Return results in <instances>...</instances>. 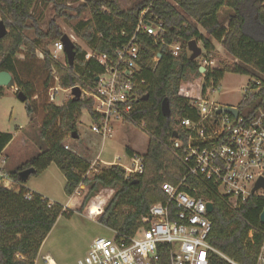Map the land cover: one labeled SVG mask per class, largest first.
<instances>
[{"label": "trees", "instance_id": "16d2710c", "mask_svg": "<svg viewBox=\"0 0 264 264\" xmlns=\"http://www.w3.org/2000/svg\"><path fill=\"white\" fill-rule=\"evenodd\" d=\"M36 2L0 0V21L9 30L0 39V72L10 73L18 91L26 96L24 105L28 117L36 111L34 91L20 74L26 65L25 60H36L38 47L36 42L26 38L27 31L32 32L38 43L44 44L41 52L43 60L40 61L42 69L48 72L49 82L50 70L55 69L61 89L76 84L74 74L79 75L80 79L92 81L90 73L101 72V67L91 59L79 60V64L76 61L73 67L64 69L51 60L48 46L63 34L54 21L48 23L45 32L40 30L32 11ZM55 7L57 17L70 18L63 11L66 6L56 4ZM86 8L91 23L80 22L75 30L78 35L84 33L82 38L92 46L96 55L113 58L114 50L133 36L134 27L146 10V20H151L153 16L162 22L166 30V44L181 46L179 54L173 56L166 45L155 46L147 36L135 38L139 49L137 63L142 69L139 79L144 81V85L139 91L136 108L123 122L142 125L148 136L147 149L142 156L143 173L127 177L121 167L109 166L86 176L89 164L76 154L65 151L63 144L66 138L71 139L73 133L78 134L77 121L83 110H87L92 119L97 120L93 113V101L69 99L59 107L48 104L43 125L39 128L45 142L44 150L6 173L9 181L22 187L15 192L11 189L12 184L3 185L0 181V264H34L57 219H69L75 214L23 188L25 182L19 178L20 172L33 168L34 175H39L54 164L65 179L66 197H71L81 186L87 187L81 207L76 211L78 214H82L99 190H114L96 222L112 232L132 236L144 226L142 220L147 216L150 206L167 200L161 185H176L185 176L184 167L170 151V139L176 131L178 120L195 119L197 116L188 105L190 99L184 94L183 82L190 77H202L201 93L205 94L219 86L225 73L257 78L261 88L255 93L244 95L239 108L243 114H254L259 108L264 110V0H141L128 9H122L116 0H86L76 10L77 17ZM191 40L203 45L208 61H211L215 52L214 41L237 62L220 70L205 68L202 76L197 62L189 60L187 43ZM22 47L26 51L20 60L17 56L22 53ZM75 51L76 56L82 53L77 46ZM157 53L161 58L152 71L151 63ZM45 84H48L47 80ZM248 88H256V85L249 82ZM2 92L3 88L0 87V97ZM164 102L169 111L168 116L164 114ZM12 139L11 134L0 132V155ZM125 152L128 156L134 155L128 147ZM186 182L196 190L189 192L191 196L205 197L213 203V210L208 215L212 222L208 244L238 264H255L262 235L255 233L251 239L248 235L251 226L259 224L263 201L250 198L236 212L196 180L189 178ZM27 195L30 199L26 198ZM158 254L156 264H170L168 246L159 245ZM209 264L228 263L210 253Z\"/></svg>", "mask_w": 264, "mask_h": 264}, {"label": "built area", "instance_id": "2783aa9c", "mask_svg": "<svg viewBox=\"0 0 264 264\" xmlns=\"http://www.w3.org/2000/svg\"><path fill=\"white\" fill-rule=\"evenodd\" d=\"M146 13L147 10L141 14L128 42L114 50L113 58L94 52L90 54L88 59L101 67V72L90 73L92 81L80 79L79 75L74 74L78 82L63 90L71 99L72 89L78 88L79 100L93 101V113L97 120L83 110L77 124L80 126L84 120H88L90 132L101 141L111 137L116 121H123L136 108L139 91L143 89L144 81L139 79L142 69L137 63L139 49L135 38L147 36L155 46L166 45L173 56H177L181 50L179 44H166V30L162 22L153 16L151 20H146ZM51 47V60L61 68H67L66 62L59 60L60 56H64L60 40ZM39 59L43 60L41 53ZM159 59L160 54L157 53L151 63L152 71ZM198 59V66L214 69L212 61L206 58L198 62ZM50 82L52 86L48 88L47 97L49 104H52L55 94L61 90L54 68L50 70ZM253 83L256 88L246 89L245 95L261 88L259 82ZM213 91L211 89L202 94L200 88L199 95L188 104L196 112V118L178 120L174 131L176 136L170 139V151L184 167L185 176L176 185H161L167 200L150 206L142 220L144 226L132 236L113 232L111 239H94L85 256L76 264H156L159 245L169 247L170 264H209L210 253L218 255L228 264H238L208 244L212 222L208 218L206 205L213 203L205 197L191 196L189 192L196 190L186 180H196L205 190L224 200L233 211L238 212L250 198L261 199L264 208V110L259 108L254 114H243L237 105L230 107L237 112L236 116L218 113L223 107L208 99V94ZM63 149L75 153L67 144H63ZM100 163L108 167H121L127 177L143 173L142 157L132 155L129 156L128 166L118 162L91 163L86 176L97 173L101 169ZM256 186L258 188L255 190ZM26 198L30 199V196ZM255 233L262 235L255 264H264V223L260 222V216L258 226H251L249 238ZM43 259L45 264H56L50 256Z\"/></svg>", "mask_w": 264, "mask_h": 264}, {"label": "rangeland", "instance_id": "374dc122", "mask_svg": "<svg viewBox=\"0 0 264 264\" xmlns=\"http://www.w3.org/2000/svg\"><path fill=\"white\" fill-rule=\"evenodd\" d=\"M85 1L86 0H37L32 10L33 16L38 20L41 31L45 32L48 23L54 21L60 32L70 38V41L80 48L82 53L75 57L74 64L76 61V64H79L80 61L88 60L90 54L93 52L92 46L84 41L81 36L84 33L78 35V31L75 30L80 22L91 23L87 8L82 9L79 17H77L76 14V10L80 9V6L85 4ZM140 1L141 0H116L122 9H128ZM56 4L66 6V9L63 11L70 15L69 19L57 17ZM6 30L7 33H9V30ZM25 36L30 42H36V46L38 47L35 52L36 60H25L26 65L20 74V77L24 81L29 82L33 88L36 111L31 117H28L24 103H21L17 99V93L20 91H18V89L16 91L15 89H3L2 96L0 97V132L11 134L13 140L7 147L5 153L0 157L1 183L9 181L6 175L8 170L34 158L45 148V142H43L40 136L39 128L43 125L46 107L49 104L47 95L48 87L51 83L49 82V77H47L48 72H44L42 63L40 62L41 60L39 59V53L42 52L44 44L38 43L36 39H34L31 31H27ZM52 44L48 46L50 52ZM197 46L201 50V56L198 59V62H200L202 59H206V53L200 42H197ZM25 51L26 49L22 47V53L18 54L17 58L20 60L23 59L22 54ZM59 60L60 62H64L65 57L60 56ZM211 61L213 63L212 68H217L219 70L225 66L231 67L237 62L228 56L222 49H215ZM46 80L48 81L47 85L45 84ZM254 81H257V78L225 73L218 88L208 94V99L220 107L237 106L245 95L248 83ZM201 84L202 77H190L188 81L182 83L184 94L189 99L197 97ZM67 100H69V96L61 89L55 94V101L52 104L59 107ZM113 125L111 137L106 138L104 141H100L99 138L90 133L89 121L84 120V124L80 126L77 124L80 140L78 139V141L74 142L66 138L64 144L70 146L71 149H73V143L78 145H74L78 153H82L84 150L88 149L89 151L87 154L89 155L91 152V159H93L96 153H98V150L101 149L100 159L102 161L118 162L128 166L129 156L125 152L126 147H128L134 155L142 157L147 149L148 136L142 126H135L123 121H116ZM64 184L65 179L54 164H51L48 169L41 172L39 175H30L25 182L26 189L61 206L67 201V197L64 194ZM103 190L104 189L99 190L97 195L99 193L106 195V192ZM86 192L87 191H81L80 196L83 197ZM100 199L101 197L97 196L90 200L92 203L88 211L91 215L97 214L100 207L103 205L104 201H101L98 207L97 202ZM74 215L69 219L59 217L50 231L49 237L43 243L45 244L42 248L43 254L49 253L56 264H76L79 259L85 256L89 245L94 239H111L113 237V232L111 230L102 227L96 221H90L78 213ZM38 264L43 263L39 260Z\"/></svg>", "mask_w": 264, "mask_h": 264}, {"label": "water", "instance_id": "95a60500", "mask_svg": "<svg viewBox=\"0 0 264 264\" xmlns=\"http://www.w3.org/2000/svg\"><path fill=\"white\" fill-rule=\"evenodd\" d=\"M6 33H7L6 32V28H5L4 24H3V22L0 21V39ZM60 42L62 43V45L64 47V54H65L66 62H67L69 67H72L73 64H74V61H75V57H76L75 45L70 41V39L66 35H63L61 37ZM187 50L190 53V56H189V60L190 61H195L201 55V50H200V48H198L196 40H191V41H189L187 43ZM204 71H205L204 68H200L199 69V72L201 74H203ZM0 87L1 88L12 89V90L13 89L17 90L16 84L14 83L11 74L8 73V72H5V71L0 72ZM72 96H73L74 100H79L80 99V91H79L78 88H73L72 89ZM17 99L21 103H25L26 96L22 92H18L17 93ZM165 104L166 103L164 102L163 103V105H164V107H163L164 114L166 116H168L169 115V111L167 109V105H165ZM221 112L228 113V114H231L233 116H236V114H237V112L235 110H233V109H231L230 107H227V106H225L223 108V110H219L218 111V113H221ZM175 136H176V134L173 133V137H175ZM78 138H79V136L76 133H73L71 135V140L76 141V140H78ZM34 173H35V170L33 168H29V169H26V170L20 172L19 173V178L22 181L26 182L28 180L29 176L34 174ZM257 188H258V186L255 187V190ZM206 208H207V212L210 214L212 212V210H213V205L211 203H208L206 205ZM260 222L264 223V208H263L262 213L260 214Z\"/></svg>", "mask_w": 264, "mask_h": 264}, {"label": "crops", "instance_id": "0c3cea01", "mask_svg": "<svg viewBox=\"0 0 264 264\" xmlns=\"http://www.w3.org/2000/svg\"><path fill=\"white\" fill-rule=\"evenodd\" d=\"M200 30V32H201V34H204V32L201 30V29H199ZM213 46L215 47V49L216 50H220V49H222L221 48V46H220V44L219 43H217V42H214L213 41ZM223 50V49H222ZM189 56H190V54H188ZM88 60H90V59H88ZM74 65V64H73ZM198 65V64H197ZM73 67V66H72ZM199 68H202V67H200L199 66ZM200 73V72H199ZM201 74V73H200ZM202 76H203V74H201ZM202 85V84H201ZM4 89V88H3ZM16 91V90H15ZM191 100V99H190ZM189 100V101H190ZM239 105V104H238ZM227 107H231V106H227ZM224 108V107H223ZM113 127H114V125L112 126V129H113ZM91 133V132H90ZM92 135H94V134H92ZM78 136H79V138H80V133H79V131H78ZM96 136V135H95ZM13 137V136H12ZM97 137V136H96ZM78 138V139H79ZM97 138H99V137H97ZM13 140V139H12ZM80 140V139H79ZM99 140L101 141V139L99 138ZM72 141H74V140H72ZM76 141H78V140H76ZM12 142V141H11ZM10 142V143H11ZM75 142V141H74ZM10 145V144H9ZM8 145V146H9ZM73 145V150L75 151V153L74 154H76L78 157H80L82 160H84L87 164H93V163H95V162H103V163H106V164H109V163H112V162H104V161H102L101 159H100V156H101V152H102V150L100 149V150H98V153H96V155H95V157L93 158V159H91L90 158V156H91V152H90V154L88 155L87 154V152L89 151L88 149H86V150H84L82 153H78L76 150L77 149H75V147H74V143L72 144ZM7 146V147H8ZM75 146H78V145H75ZM7 147L3 150V152L1 153V155H0V157L5 153V151H6V149H7ZM145 153V152H144ZM21 164H23V163H21ZM21 164H18V165H16L14 168H16V167H18L19 165H21ZM101 167L100 168H103V165L100 163L99 164ZM51 166V165H50ZM49 166V167H50ZM48 167V168H49ZM104 167H108V166H104ZM13 168V169H14ZM47 168V169H48ZM12 170V169H11ZM9 171V170H8ZM7 171V172H8ZM6 172V173H7ZM88 172V171H87ZM91 174V173H90ZM90 174H88V175H90ZM7 184H12L11 185V189L13 190V191H15V192H17L18 191V189L19 188H21L22 186L21 185H18V184H13L11 181H7V182H5V183H3V185H7ZM65 185V184H64ZM23 188H25L26 189V186L25 185H23ZM86 188V189H85ZM29 192H31V193H34V192H32L31 190H29V189H27ZM81 191H87V187H84V186H81V187H79L78 189H77V191L71 196V197H67V201H66V203L63 205V208L64 209H66V210H71L72 212H75L76 213V211L81 207V203H82V199H83V197H81L80 195H81ZM103 191H105L106 192V195H102V194H98V195H96L95 197H97V196H100L101 197V199L97 202V205L101 202V201H104V203H103V205L100 207V209H99V211H98V213L97 214H95V215H91L90 213H89V211H88V209H89V206L91 205V203H92V201H89L88 202V204H87V206L84 208V210H83V212H82V214H81V216H83V217H85V218H87L88 220H90V221H96V218H97V216L101 213V211H102V209H103V207H104V205L106 204V202L111 198V196L113 195V193H114V190H112V189H104ZM85 193V192H84ZM41 196V195H40ZM43 197V196H42ZM44 198V197H43ZM45 199V198H44ZM49 200V199H48ZM92 200V199H91ZM51 203H54V202H51ZM100 205H98V207H99ZM75 216V215H74ZM50 234V233H49ZM49 234H48V236H47V238L49 237ZM46 238V239H47ZM46 239H45V241H46ZM44 241V242H45ZM43 245H45V244H42V246H41V248H40V251H39V253H38V256H37V258H36V260H35V262H34V264H38L39 263V260H41L42 261V263L43 264H45V262H44V257L45 256H50L49 255V253H44L43 254Z\"/></svg>", "mask_w": 264, "mask_h": 264}, {"label": "bare ground", "instance_id": "6f19581e", "mask_svg": "<svg viewBox=\"0 0 264 264\" xmlns=\"http://www.w3.org/2000/svg\"><path fill=\"white\" fill-rule=\"evenodd\" d=\"M61 39V38H60ZM59 39V40H60ZM70 39V38H69ZM180 45V44H179ZM181 47V46H180ZM201 56V55H200ZM64 57H65V54H64ZM160 58H161V55H160ZM198 59V58H197ZM42 61V60H41ZM196 61V60H195ZM64 62H66V58H65V61ZM66 64H67V62H66ZM67 66H68V64H67ZM69 67V66H68ZM202 68H204V67H202ZM200 69V68H199ZM204 70H205V68H204ZM71 99H73V97L71 98Z\"/></svg>", "mask_w": 264, "mask_h": 264}]
</instances>
